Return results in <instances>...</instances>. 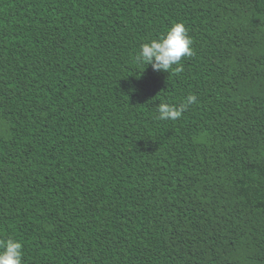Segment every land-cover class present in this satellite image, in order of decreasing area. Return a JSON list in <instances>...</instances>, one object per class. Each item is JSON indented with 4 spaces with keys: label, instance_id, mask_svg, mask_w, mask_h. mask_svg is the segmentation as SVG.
<instances>
[{
    "label": "trees",
    "instance_id": "1",
    "mask_svg": "<svg viewBox=\"0 0 264 264\" xmlns=\"http://www.w3.org/2000/svg\"><path fill=\"white\" fill-rule=\"evenodd\" d=\"M178 22L182 71L136 61ZM9 238L23 264H264V0H0Z\"/></svg>",
    "mask_w": 264,
    "mask_h": 264
},
{
    "label": "clouds",
    "instance_id": "2",
    "mask_svg": "<svg viewBox=\"0 0 264 264\" xmlns=\"http://www.w3.org/2000/svg\"><path fill=\"white\" fill-rule=\"evenodd\" d=\"M192 40L187 34L183 23H174L171 28L159 39L141 45L136 61L146 63L155 72H169L174 65L176 72L182 71L180 62L184 57L193 55ZM197 102V97L189 94L179 106L167 102H160L156 106L158 113L156 119L161 121L177 120L182 113L192 104ZM22 244L14 239L0 241V264H23Z\"/></svg>",
    "mask_w": 264,
    "mask_h": 264
}]
</instances>
